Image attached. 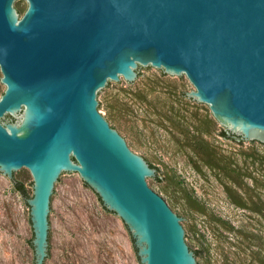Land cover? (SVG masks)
Segmentation results:
<instances>
[{
    "label": "water",
    "instance_id": "obj_1",
    "mask_svg": "<svg viewBox=\"0 0 264 264\" xmlns=\"http://www.w3.org/2000/svg\"><path fill=\"white\" fill-rule=\"evenodd\" d=\"M149 66L196 88L237 138L264 145V0H0V169L30 170L36 264L58 186L78 173L118 213L143 264H200L155 170L104 117L100 96Z\"/></svg>",
    "mask_w": 264,
    "mask_h": 264
},
{
    "label": "rangeland",
    "instance_id": "obj_2",
    "mask_svg": "<svg viewBox=\"0 0 264 264\" xmlns=\"http://www.w3.org/2000/svg\"><path fill=\"white\" fill-rule=\"evenodd\" d=\"M0 98L6 90L1 82ZM196 88L149 66L112 82L105 119L155 170L149 181L181 218L200 264H264V145L231 137ZM34 177L0 169V264H36L27 198ZM44 264H143L122 217L78 173L58 186Z\"/></svg>",
    "mask_w": 264,
    "mask_h": 264
},
{
    "label": "trees",
    "instance_id": "obj_3",
    "mask_svg": "<svg viewBox=\"0 0 264 264\" xmlns=\"http://www.w3.org/2000/svg\"><path fill=\"white\" fill-rule=\"evenodd\" d=\"M2 95H3V93H2ZM15 187L17 188V190H19L25 196V198H29L30 197V196H28V194L26 192V189L23 186V184H20L19 182H15Z\"/></svg>",
    "mask_w": 264,
    "mask_h": 264
},
{
    "label": "flooded vegetation",
    "instance_id": "obj_4",
    "mask_svg": "<svg viewBox=\"0 0 264 264\" xmlns=\"http://www.w3.org/2000/svg\"><path fill=\"white\" fill-rule=\"evenodd\" d=\"M231 137H234V138H237V137H235V136H233V135H230ZM241 139V138H240Z\"/></svg>",
    "mask_w": 264,
    "mask_h": 264
}]
</instances>
